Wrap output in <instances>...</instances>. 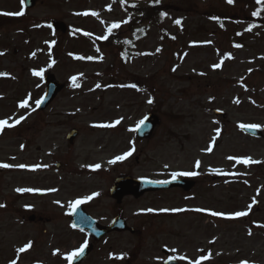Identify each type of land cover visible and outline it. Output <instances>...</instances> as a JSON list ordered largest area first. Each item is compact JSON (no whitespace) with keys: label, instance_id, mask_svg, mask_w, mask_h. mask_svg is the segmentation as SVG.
Masks as SVG:
<instances>
[{"label":"rangeland","instance_id":"374dc122","mask_svg":"<svg viewBox=\"0 0 264 264\" xmlns=\"http://www.w3.org/2000/svg\"><path fill=\"white\" fill-rule=\"evenodd\" d=\"M18 1L0 0V120L12 125L0 129V164L10 165L0 167V264H64L87 243L68 231L76 200L99 223L119 215L136 232L113 234L84 264H264V138L238 129L264 136V0H39L3 14L21 12ZM152 3L157 23L142 22ZM55 19L64 34L48 27ZM110 33L122 45L93 42ZM47 73L65 89L37 112ZM149 113L160 122L139 141ZM71 129L79 135L68 145ZM184 172L196 174L191 194L109 197L119 176ZM238 211L247 214L230 217Z\"/></svg>","mask_w":264,"mask_h":264},{"label":"water","instance_id":"95a60500","mask_svg":"<svg viewBox=\"0 0 264 264\" xmlns=\"http://www.w3.org/2000/svg\"><path fill=\"white\" fill-rule=\"evenodd\" d=\"M26 6L28 8H32L35 0H25ZM50 27H52L54 30H60L62 33L65 32L66 28L63 26L62 23L58 21L51 22ZM45 85H46V94L43 96L41 101L39 102L38 109L39 110H45L48 105L51 103V101L59 94L60 90L63 88V85H61L59 82L55 81L54 77L50 74H48L45 79ZM150 119H153L151 121ZM159 122L158 119H155L152 116H147L143 124H140L139 127L136 128V136L143 140L150 137L152 132L154 131V127ZM240 131L250 137L253 138H261V132L257 130L256 128L243 126L240 128ZM77 132L75 130H72L70 132V135L68 136L69 143H72V141L77 136ZM192 183L186 182V181H179V180H170L166 182H153V181H145L142 179L133 180L130 177H120L116 179V181L113 183V187L110 190V196L116 200L117 203H120L121 200L124 197H127L128 195L134 196L136 199H139L144 193L149 192H156L163 189H171V187H182L185 191H188L192 187ZM72 224L74 227L79 228L81 230H87L89 235L94 240H99L101 237L108 234V232H119V231H126L127 228L125 226L124 220L121 218H116L112 221L111 224L108 225L106 228L99 227L96 222L91 219L86 213L83 212V210L80 207H77L75 212L72 214L71 217ZM130 232H133L132 229H129ZM91 247H87L82 251V253L79 254L77 261L75 263L80 262L83 260L90 250ZM165 264H176L175 262L168 261Z\"/></svg>","mask_w":264,"mask_h":264},{"label":"snow or ice","instance_id":"6c2138e0","mask_svg":"<svg viewBox=\"0 0 264 264\" xmlns=\"http://www.w3.org/2000/svg\"><path fill=\"white\" fill-rule=\"evenodd\" d=\"M156 2L158 3L159 0H156ZM229 3H232L233 0H228ZM257 3H260V0H257ZM22 4H23V0H22ZM5 15H22L23 14V11L21 12H17V13H3ZM87 14V13H85ZM258 13L257 12H253V15H257ZM92 15H97V13L93 12ZM164 15H166L165 13H161V17H163ZM176 24H179L180 21L179 20H176L175 21ZM112 28H118L119 27V24H116L114 23L112 26ZM111 30V29H110ZM109 30V31H110ZM102 38H107V37H102ZM238 46V45H237ZM157 51H159V49H157ZM0 55H2V53H0ZM34 55V54H33ZM81 59H83L84 57H80ZM87 59H92V57H88ZM214 68H217V67H220L219 64H216V65H213ZM43 70H41L42 72ZM34 75H39L40 73L38 72H34L33 73ZM0 75H6L5 73H0ZM73 81H75V77L72 78ZM100 85H97V87H99ZM152 101L149 100V103H151ZM238 102V101H237ZM27 101H24L23 103H21V107H24L26 105ZM37 103L39 104V101H37ZM8 119H11V118H8ZM24 119V117H20L18 120L15 121V123H19V120H22ZM140 124H143V120L140 121ZM140 124L137 125V127L140 126ZM12 126V125H8V120L5 119V120H0V129H2L4 126ZM251 127H256L255 125H252ZM219 132V130H217V133ZM125 156L127 155H130V153H125L124 154ZM124 157L123 156H118L116 157V160H121L123 159ZM249 159L250 158H242L240 160H238V162H243V163H248L249 162ZM197 167L199 166V161H197ZM0 167H10V165H7V164H0ZM19 167H25V165H19ZM94 168H99L100 165H95L93 166ZM179 175H185V176H191V175H195V173L193 172H184V173H173V178H175L176 176H179ZM17 191H20V192H24V191H33L32 189H17ZM93 195H97V194H93ZM87 199H91V197H86L85 200ZM84 201L83 200H76L75 202L71 203L69 205V207L72 209L73 212H75L76 208L81 204L83 203ZM59 203V202H57ZM0 207H3V205H0ZM148 211H153L152 209H148ZM161 211H168V209H161ZM172 211H180L179 209H173ZM199 211V210H198ZM212 215H215V216H222V215H225L224 213H216V212H212L211 213ZM247 213L246 212H243V211H238V212H235L233 214H230V217H241V216H244L246 215ZM28 247H30V244L29 245H25L24 247L18 249L17 251L18 252H24ZM83 248H84V245H81V247L71 253H69L67 255V259L69 262H71V260L73 259V257L75 256H78L82 251H83ZM202 258H206V257H202ZM10 264H16V261L13 260L10 262ZM196 264H199V261L196 262ZM241 264H247V262H244L242 261Z\"/></svg>","mask_w":264,"mask_h":264},{"label":"flooded vegetation","instance_id":"af4514ba","mask_svg":"<svg viewBox=\"0 0 264 264\" xmlns=\"http://www.w3.org/2000/svg\"><path fill=\"white\" fill-rule=\"evenodd\" d=\"M19 4H20V0L18 1V3H16L17 7H19ZM19 11H20V10H19ZM193 176H194V175H192V176H190V177H188V176H186V177H185V176H181V177L184 178V179H187V180H190V181L195 182L194 179H193ZM181 177H178V178H181ZM213 180H214V179H213ZM213 180H212V181H213ZM195 186H196V182H195ZM171 191H178V192H180V190H178V189H173V190H171ZM171 191H170V192H171ZM257 203H258V202H257ZM255 211L258 213L259 209L256 208ZM32 217H33V220L31 221V224L35 223V221H38V222H41V223H42V219H41V218H38V219L36 220L34 215H32L30 218H32ZM30 218H29V219H30ZM105 224H106V223H105ZM105 224H103V225H105ZM68 231H69L71 234H75V233L77 232V231L72 230V229L70 228V226H69V230H68ZM107 238H108V237H105L104 239H102V241L98 242L97 244H94V249L97 248L98 245L101 244L102 242H104ZM77 245H78V244H77ZM80 247H81V245L76 246L73 250L71 249V250H72L71 252H73V251L79 249ZM69 250H70V249H69ZM66 257H67V255H66ZM66 257L63 259V263H64V264H73V263H72V260H71V262H69L68 259H67Z\"/></svg>","mask_w":264,"mask_h":264},{"label":"trees","instance_id":"16d2710c","mask_svg":"<svg viewBox=\"0 0 264 264\" xmlns=\"http://www.w3.org/2000/svg\"><path fill=\"white\" fill-rule=\"evenodd\" d=\"M153 9H155L154 6H152V8H150V9H145V12H148L149 13V16H150V15H152L154 13ZM260 13H263L264 14V8H263V10ZM149 16H148V18L150 19L151 17H149Z\"/></svg>","mask_w":264,"mask_h":264}]
</instances>
